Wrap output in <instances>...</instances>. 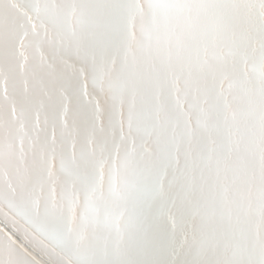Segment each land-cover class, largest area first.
<instances>
[{
    "label": "snow or ice",
    "instance_id": "6c2138e0",
    "mask_svg": "<svg viewBox=\"0 0 264 264\" xmlns=\"http://www.w3.org/2000/svg\"><path fill=\"white\" fill-rule=\"evenodd\" d=\"M0 216L48 264H264V0H0Z\"/></svg>",
    "mask_w": 264,
    "mask_h": 264
},
{
    "label": "bare ground",
    "instance_id": "6f19581e",
    "mask_svg": "<svg viewBox=\"0 0 264 264\" xmlns=\"http://www.w3.org/2000/svg\"><path fill=\"white\" fill-rule=\"evenodd\" d=\"M46 52V50H45ZM39 55V54H37ZM72 61L70 60L69 63ZM7 211V209H5ZM0 227H4L5 231H8L10 233H14V238L18 240V242L24 243L30 251H33L31 244L28 240H25V229L27 228V225L24 224L23 220L17 219L15 227L9 222V220L5 216H0ZM17 229H19L17 231ZM33 255L36 256L37 260L40 261V264H48V258L46 256H43L39 250L33 251Z\"/></svg>",
    "mask_w": 264,
    "mask_h": 264
}]
</instances>
